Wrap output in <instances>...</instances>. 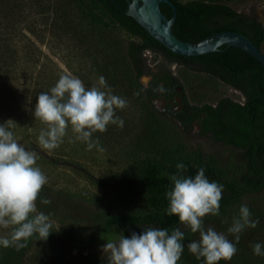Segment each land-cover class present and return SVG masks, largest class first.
<instances>
[{
    "label": "trees",
    "instance_id": "obj_1",
    "mask_svg": "<svg viewBox=\"0 0 264 264\" xmlns=\"http://www.w3.org/2000/svg\"><path fill=\"white\" fill-rule=\"evenodd\" d=\"M169 1L176 12L171 33L180 41L198 42L220 31L237 32L258 49L264 41L261 23L224 3L214 0ZM159 9L166 19H170L172 12L167 5L159 4ZM25 12L38 14L39 21L51 34L53 29L66 30L75 46L93 51L97 72L105 77L108 87L123 97L135 99L147 113L149 122L144 139L162 151L169 162L148 161L138 172L134 184L136 191L129 197L145 206L143 212L105 215L82 207L71 197L42 188L36 201L37 212L48 215L49 220L55 219L61 224L68 221V224L58 229L51 228L46 240H38V236L33 235L26 241L27 246L20 250L0 246V264H48L43 255L45 249L54 248L58 242L59 251L65 248L76 250L78 260L83 264H107L106 258L91 253L88 248L122 235L128 238L132 233L140 234L147 228L168 229L169 234L179 228L185 233V238L178 264H204L203 258L197 260L187 249V245L195 241L197 233H191L181 225L178 217L167 215L169 202L166 194L173 187L170 177L177 174V164L183 163V176L194 178L203 168L210 182L223 186L219 215L205 216L203 224L218 220L243 197L264 190V87L259 62L239 49L225 46H221L218 52L198 57L174 55L127 16L126 0H0V96L7 102L4 105L0 101V110L5 112L17 110L15 107L19 106L21 111L33 113L37 96L49 92L56 84H32L34 77L38 76L34 71L33 51L37 49L36 42L43 44L46 37L42 35L44 32L37 35L33 31L35 20L21 19L20 15ZM55 36L60 40V34ZM25 48L29 53L20 56ZM147 50L158 52L169 63L196 65L200 67L199 73L204 72L243 88L248 97L246 105L229 102L224 105L227 100H223L218 108L210 105L193 107L191 109L196 113L179 119L180 129L176 122L152 104L160 82L171 86L178 82L168 73L149 71L142 57ZM145 75L151 76L148 87L140 83ZM14 96L21 101L15 102ZM186 122H197L200 134L222 142L238 157L221 161L212 153L190 147L184 134L188 126ZM33 124L41 125L37 120ZM32 135L35 136L29 131L25 136ZM32 138L22 146L45 154L47 150L39 145L38 138ZM43 199L51 203L45 205L41 202ZM52 264H62V257H57ZM217 264L226 262L221 260Z\"/></svg>",
    "mask_w": 264,
    "mask_h": 264
},
{
    "label": "rangeland",
    "instance_id": "obj_2",
    "mask_svg": "<svg viewBox=\"0 0 264 264\" xmlns=\"http://www.w3.org/2000/svg\"><path fill=\"white\" fill-rule=\"evenodd\" d=\"M199 1L210 2L213 0ZM214 1L224 3L236 12L254 18L264 25V0ZM20 17L26 21L35 20L36 24L33 31L37 35H41L44 32L42 35L46 37L45 43L36 42L37 49L35 52L33 51V57L36 61V69L34 71L38 76L34 77L32 84L56 83L62 74L71 73L81 79L86 88L96 85L100 74L95 66L97 60L93 51L75 46L67 35L70 33L66 30L53 29L51 34L49 29L46 30L39 21L38 14L28 15V12H25ZM51 18L50 14L49 19L51 20ZM23 32L26 33L25 30ZM55 34H60V40L56 39ZM50 36L52 39L49 38ZM28 50V48L23 49L20 52V56H26L29 53ZM260 51L264 54V41L261 44ZM142 57L151 73H168L175 77L182 88L185 100L191 106H212L221 98L238 100V94L213 77L193 71L189 66L180 67L169 63L158 52L147 50L143 52ZM150 81V75H145L140 79V83L144 87H148ZM111 90L113 95L125 99L127 106L116 111V116L124 122L122 128L109 124L105 132L93 134L92 139L98 138L100 147H103L105 151L100 152L96 148L88 151L85 143L75 141L70 127L58 148L47 150L45 154L25 150L37 154L35 166L39 167L47 177V183L43 188L71 197L82 207L105 215L143 212L146 209L145 206L129 197L130 194L136 191L135 178L146 162L156 160L161 163H168L169 158L158 150L155 145L144 139L149 118L147 113L141 109L139 103L133 98L121 96L114 89ZM15 96L13 99L15 102L21 101ZM0 101H3L1 96ZM158 102L153 101V104L160 109ZM3 104L7 105V102L3 101ZM15 108L17 110L13 108L14 111L11 109H6V112L0 110V125H4L9 120L14 122L15 126H5L14 134H18L14 138L22 146L26 144L28 138H38L43 125L35 126L33 122H36V120L32 113H28L25 110L21 111L19 106ZM29 131L34 133L35 136H25ZM184 134L190 147L206 153H212L218 156L221 161L228 157H238L235 151L225 146L222 142L215 141L208 135L200 134L197 122L188 124ZM244 204L250 210L251 219L258 220L259 223L255 228L243 230L240 233L239 242L236 243L235 237L229 234L227 229L231 226L233 218L238 215L241 205ZM50 222L52 228L55 229L68 224V221L61 224L55 219H50ZM203 227L205 229L211 227L218 233L225 234L235 244L237 252L230 261L223 260L226 264H264V255L255 256L252 251V246L260 243L262 252H264V190L260 193L243 197L238 204L230 208L222 217L216 221L205 222ZM10 230L11 228L4 229L0 227V237L7 236ZM198 240L199 233L195 237V241ZM106 242L108 241H101L96 245L90 246L88 250L106 258V254L102 251V247ZM58 246H60L59 242L54 248L47 247L45 249L43 255L48 264H52L59 256L62 257V264H83L78 260L76 250L65 248L61 252ZM24 264H29V262Z\"/></svg>",
    "mask_w": 264,
    "mask_h": 264
},
{
    "label": "clouds",
    "instance_id": "obj_3",
    "mask_svg": "<svg viewBox=\"0 0 264 264\" xmlns=\"http://www.w3.org/2000/svg\"><path fill=\"white\" fill-rule=\"evenodd\" d=\"M127 106V101L112 94L105 77L100 76L96 85L86 88L84 82L71 73L62 74L49 92L36 98L33 117L43 128L38 135L39 145L46 150L60 146L69 127L75 141L87 145V150L96 148L103 152L94 133H103L109 124L123 127V120L116 111ZM12 121L0 125V227L11 228L7 236L0 237V246L20 250L33 235L46 240L51 233L49 216L37 212L36 201L47 177L36 165L37 154L27 151L14 138L8 127ZM177 174L170 177L173 187L167 192V215L178 217V221L191 233H199V240L187 245L188 251L204 264L230 261L237 248L227 236L213 228L203 227L207 215H219L223 186L210 182L203 168L192 177L182 175L185 165L177 164ZM43 204L51 201L43 199ZM35 214V215H33ZM258 220L251 219L246 204L233 218L227 232L239 242L240 233L246 228H255ZM185 233L179 228L169 234L168 229L147 228L140 234L132 233L106 242L102 251L107 264H178L184 251L182 241ZM24 241V242H22ZM255 256L264 255L262 245L252 246Z\"/></svg>",
    "mask_w": 264,
    "mask_h": 264
},
{
    "label": "water",
    "instance_id": "obj_4",
    "mask_svg": "<svg viewBox=\"0 0 264 264\" xmlns=\"http://www.w3.org/2000/svg\"><path fill=\"white\" fill-rule=\"evenodd\" d=\"M159 4L167 5L172 12L166 19L160 12ZM129 16L153 40L170 53L182 57H198L220 51L221 46L239 49L259 62L263 73L264 87V54L245 36L234 31L213 33L198 42H183L171 33L175 22V6L169 0H126ZM162 101V98H160Z\"/></svg>",
    "mask_w": 264,
    "mask_h": 264
},
{
    "label": "flooded vegetation",
    "instance_id": "obj_5",
    "mask_svg": "<svg viewBox=\"0 0 264 264\" xmlns=\"http://www.w3.org/2000/svg\"><path fill=\"white\" fill-rule=\"evenodd\" d=\"M170 63H173L180 67L183 66V64H178V62H170ZM187 66H189L191 70L193 71H197L200 68L196 65H191V64H187ZM201 73L207 75L204 72H201ZM211 77H213L214 79H216L223 85L232 89L236 94H238V100H235V99L233 100L229 98H221L215 103V105H212L213 108H218L221 105L220 104L221 101L223 100H227V102H225L224 105L225 104L227 105L228 102L235 104V105H239V106L246 105L248 101V97L243 88L236 87L221 78H216L214 76H211ZM160 98H162V101H160ZM153 101H159L158 106L160 109L158 108L156 109L159 112L163 113L166 117L170 118L172 121L176 122L179 126H181V122L179 120L180 118H184L189 115H192L193 113H196L194 110L191 109L194 106L189 105L187 101L185 100L184 94L182 92V88L180 87L179 83L177 85L171 86L170 84H167L166 82H160L158 84V87L156 88V97L152 98V104H153ZM186 124L188 125L187 122Z\"/></svg>",
    "mask_w": 264,
    "mask_h": 264
}]
</instances>
